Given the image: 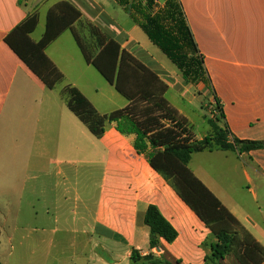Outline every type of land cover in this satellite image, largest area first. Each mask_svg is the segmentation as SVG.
<instances>
[{
    "label": "crops",
    "instance_id": "1",
    "mask_svg": "<svg viewBox=\"0 0 264 264\" xmlns=\"http://www.w3.org/2000/svg\"><path fill=\"white\" fill-rule=\"evenodd\" d=\"M61 1L72 3L82 12L79 22L104 24L110 30L105 33L114 34L123 48L143 62L154 54L152 59H158L161 65L151 68L159 72L169 90L171 88L162 74L165 73L163 58L153 53L150 40V43L145 40L142 30L115 1L129 19L114 6L110 13L99 0H22L21 4L20 0H0V209L10 208L17 219L26 192L30 191L32 198L28 204L34 219L43 216V221H69L67 202L73 198L79 203L77 218L81 221L80 228L67 232L79 235L74 239L73 264H144V258L151 255L167 264H208L206 257L210 250L203 244L210 238V230L151 167L146 156L136 151L135 137L120 133L110 123L106 124L101 138L95 137L62 98L64 85L70 84L102 115L110 112L97 107L101 99H117L114 86L103 77L114 88L110 89V95L100 96L95 85H88L91 94L82 88V77L92 76L94 67L86 63L73 33L64 32L45 51L64 75V83L53 90L48 89L5 43L6 36L34 12L39 15V24L31 38L43 24L40 40L48 10ZM181 2L185 3L187 20L205 56L209 75L210 55L207 53L210 52L207 51L217 49L213 42L215 46L218 40L235 44L241 30L244 27L248 30L243 23L239 28L235 16L250 19L252 37L258 44L263 43V48L257 46L256 51L263 63L254 67L253 72L226 75L230 88L222 91L216 87L215 78L211 75L210 78L222 105L219 125L228 127L240 140L264 142V0ZM221 5L236 10V15L221 10ZM79 22L74 25L76 31ZM215 61L230 67L220 69L222 73L242 67L238 62L230 64L217 57ZM103 89L107 87L104 85ZM178 97L183 101L188 98ZM124 99L126 103L119 109L127 106L128 101ZM177 110L191 124L188 115ZM211 134L212 128L205 136L194 135L202 140ZM83 166L89 169L88 178L96 180L91 207L83 203ZM189 168L264 247V149L248 153L220 148L197 152L192 155ZM41 201L45 205L40 216L37 203ZM150 206L157 207L178 233L173 243L161 240L160 253L151 248L150 229L145 224ZM0 217L4 218L5 225L6 215L0 212ZM1 236L2 230L0 239ZM41 239L45 241L44 236ZM133 252L140 257L137 262L132 260ZM46 258L49 260V252ZM220 264L239 263L233 255H228Z\"/></svg>",
    "mask_w": 264,
    "mask_h": 264
},
{
    "label": "trees",
    "instance_id": "2",
    "mask_svg": "<svg viewBox=\"0 0 264 264\" xmlns=\"http://www.w3.org/2000/svg\"><path fill=\"white\" fill-rule=\"evenodd\" d=\"M20 0V4H21ZM181 72L187 85H203L213 94L219 114L222 105L216 95L205 56L200 51L189 26L181 0H114ZM82 12L68 1L53 5L47 13L42 38L35 42L31 34L39 24L37 12L29 14L5 38V43L44 83L55 89L64 83V75L45 51L64 32L71 31L87 64L92 65L116 91L127 99L126 107L109 114H100L93 104L74 86L65 84L61 96L89 131L97 138L106 124L127 136H134V147L144 154L151 167L161 174L182 201L210 230L203 246L210 250L208 264H220L233 255L239 264H264V247L242 226L236 217L190 170L194 153L220 148L248 153L264 149L263 141L240 140L228 127L210 121L212 134L197 140L189 120L166 98L168 84L161 74L122 47L112 33H98L96 46L89 47L74 25ZM150 229V246L160 248L161 240L173 243L178 233L159 209L150 206L145 215ZM133 262L140 260L132 254ZM144 264H167L153 255Z\"/></svg>",
    "mask_w": 264,
    "mask_h": 264
},
{
    "label": "rangeland",
    "instance_id": "3",
    "mask_svg": "<svg viewBox=\"0 0 264 264\" xmlns=\"http://www.w3.org/2000/svg\"><path fill=\"white\" fill-rule=\"evenodd\" d=\"M99 1L107 6L110 13H113L112 8L114 6L116 8L115 10H118L123 17L129 19L125 12H123V10L116 5L114 0ZM163 2L164 0H157L159 5H163ZM183 4L185 7L184 2ZM188 7L190 8L189 5ZM220 8L228 13L232 11L234 15L237 13L234 9H226L225 5H221ZM235 18V22L239 28L242 27L241 23H243L244 25H247L248 30H246L245 27L241 30V34L237 37L235 44H233L230 40L228 41L229 43H223L218 40L216 46L215 42H213V47H217V49L214 51L212 48L211 51H207L210 52L207 53L210 55L208 62L209 68L211 69L209 70L210 75L215 78L217 83L216 87L218 86L219 91L221 89L225 90V88H230V83L225 81L226 75H233L234 72H236V74L253 72L254 67L263 63L261 59L256 56L257 46L263 48V43L258 44L257 41H255V37H252L250 19H246L242 15H236ZM43 28L44 26L41 24L32 36L34 40H39ZM77 31L86 45L93 48L96 46L97 37L95 35L98 31H101V33H105L107 31L110 32L104 24H100L99 22L89 23L83 20L79 22ZM141 34L145 40L150 43L143 31ZM208 45H211V43H208ZM151 46L153 48V53L163 58L162 70L165 73L162 74L171 85V88L166 96L167 100L176 109L179 108L188 115L194 134L199 137L207 135L208 132L210 133L212 128L210 121H220L219 110L215 103L213 94L210 93L203 85L185 84L181 72L177 69V67L156 46H153L150 43V47ZM211 54H214L215 57ZM151 55L152 57L155 56L154 54ZM152 57L149 56L148 58H144V62L150 67H153L155 64L161 65L160 62L158 63V59L153 60ZM216 57L221 59L222 62L227 61L230 64L238 62L242 65V67L239 69L234 68V71H230L229 73H222L220 69L225 67L229 69L230 67L216 62ZM92 71V76L85 75L82 77V88L86 93L91 94L88 85L91 87L92 85H95L96 87L94 89L99 91L100 96L110 95V89L114 88H111V86L107 84V82L94 68ZM104 85L107 87L106 90L103 89ZM114 93L117 99L112 101L109 98L103 97L101 99L102 103H99L100 105H97V107L102 111L111 113V110L113 112L124 106L126 103L125 99L121 97L115 89ZM178 95H185L188 98L183 101L178 97ZM88 172L89 169L83 166L82 173L84 176L82 177L81 189L83 192L84 205L86 204V206L91 207L95 196L96 180L91 176L88 178ZM60 192H62V187ZM60 194L62 195V193ZM31 198V192L27 191L23 209L20 210V216L17 219L10 208H6L4 210L0 209V212L6 215L7 218L6 224L3 225L5 222L4 218L0 217V230H2V236L0 239V262L2 264H73L71 258L73 255V245L75 243L74 239L79 235L67 232L73 233L75 228L81 227V221H78L77 218L80 211L78 210L79 203H76L73 198L70 199V202H67V218H69V221H62L61 219L60 221H54L53 219L52 221H43V216L39 219H34L32 217L33 211L28 204L30 203ZM43 205H45L43 204V201L39 204L37 203L40 216L44 212L42 209ZM75 218H77V220ZM41 236H44V242L41 241ZM48 252L50 254L49 260L46 258V254Z\"/></svg>",
    "mask_w": 264,
    "mask_h": 264
},
{
    "label": "water",
    "instance_id": "4",
    "mask_svg": "<svg viewBox=\"0 0 264 264\" xmlns=\"http://www.w3.org/2000/svg\"><path fill=\"white\" fill-rule=\"evenodd\" d=\"M161 249L160 248H156V252L160 253Z\"/></svg>",
    "mask_w": 264,
    "mask_h": 264
}]
</instances>
